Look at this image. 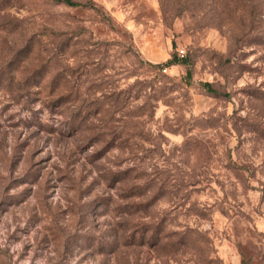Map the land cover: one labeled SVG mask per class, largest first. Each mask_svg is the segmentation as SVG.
Masks as SVG:
<instances>
[{
    "label": "rangeland",
    "instance_id": "374dc122",
    "mask_svg": "<svg viewBox=\"0 0 264 264\" xmlns=\"http://www.w3.org/2000/svg\"><path fill=\"white\" fill-rule=\"evenodd\" d=\"M75 1L0 0V264H264V0Z\"/></svg>",
    "mask_w": 264,
    "mask_h": 264
},
{
    "label": "trees",
    "instance_id": "16d2710c",
    "mask_svg": "<svg viewBox=\"0 0 264 264\" xmlns=\"http://www.w3.org/2000/svg\"><path fill=\"white\" fill-rule=\"evenodd\" d=\"M51 2L53 4H62V5H65L67 7H78V6L82 5L81 2H78L75 0H51ZM171 64H173V62ZM206 85H208V84L206 83ZM208 89H211V88H208ZM126 229H129L128 230L129 231L128 237L130 238V228L126 227ZM124 236L126 237V234H124ZM129 244H130V242H127V245H129Z\"/></svg>",
    "mask_w": 264,
    "mask_h": 264
},
{
    "label": "built area",
    "instance_id": "2783aa9c",
    "mask_svg": "<svg viewBox=\"0 0 264 264\" xmlns=\"http://www.w3.org/2000/svg\"><path fill=\"white\" fill-rule=\"evenodd\" d=\"M180 53L183 54V50H180Z\"/></svg>",
    "mask_w": 264,
    "mask_h": 264
}]
</instances>
